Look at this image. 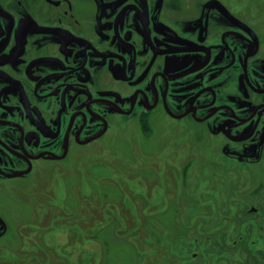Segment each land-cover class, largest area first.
<instances>
[{"label": "flooded vegetation", "instance_id": "af4514ba", "mask_svg": "<svg viewBox=\"0 0 264 264\" xmlns=\"http://www.w3.org/2000/svg\"><path fill=\"white\" fill-rule=\"evenodd\" d=\"M89 171L93 204L118 200L106 180L123 205L212 198L240 256L264 242V0H0V264H52ZM73 172L75 209L56 207Z\"/></svg>", "mask_w": 264, "mask_h": 264}, {"label": "trees", "instance_id": "16d2710c", "mask_svg": "<svg viewBox=\"0 0 264 264\" xmlns=\"http://www.w3.org/2000/svg\"><path fill=\"white\" fill-rule=\"evenodd\" d=\"M86 195L91 197L92 194L90 192L86 193ZM96 197L97 204H93L94 202L89 200L88 203L83 202L82 208H77L78 210L75 209L72 211L74 220L71 219L72 221L69 226L73 225L74 228H77H73V232H69V238L71 239L69 243L75 242L78 233H80L79 243L83 245L85 239L94 240L95 244H99V247L93 251H86V248L82 247L78 250L81 255L76 254L73 258L68 257V254L66 257L68 264H119L116 262V259L110 262L109 253L113 250L119 252L118 250L121 247L126 246H129V251H136L138 256L133 254L137 262L133 259H128V261H122L125 264H188L185 260L189 259L193 260L194 264H217V261L220 263L225 261L230 262V258L226 257V249L229 247H227L223 239L219 240L217 239V235L214 236L216 233L212 235L213 237H206V226L201 228L196 235L193 234L190 236L191 238L189 239L184 238L185 235H188L185 229L189 227L183 226V231L181 228L178 229V227H173V229L169 227V234L163 235L162 231L163 229H167V227H162L161 233L159 225L150 226L152 224L150 223L149 217H147L146 214L140 213L139 209L133 211L124 209L123 205L120 204L119 207L107 205L108 195L102 190ZM124 199L125 195H121L119 202L122 200L124 203ZM217 213L219 212L217 211ZM77 214L82 215L83 219L81 224L77 223ZM117 214L120 215L119 218H117ZM115 219L127 221L126 227H123L121 224L123 221L119 223ZM108 227H111V229L115 228V234L121 239L117 241L116 238H113V242H111L108 239L110 230L107 229ZM117 229L121 232H117ZM151 230L152 232H150ZM224 232L223 229L217 234L221 235ZM193 245L196 247L195 251L198 252L196 256H191L190 253V247ZM246 245V249L249 253L243 257L238 256L237 260L230 262L231 264L253 263L254 258H252L253 255H251L254 251L253 243L247 242ZM234 247L236 248L234 253H238L237 246ZM85 251L87 252V256L83 257L82 255ZM183 255H186V257ZM53 256L54 255H52L50 259L51 261H53V258H56L58 261L59 258H65ZM60 263L61 262L57 264Z\"/></svg>", "mask_w": 264, "mask_h": 264}, {"label": "rangeland", "instance_id": "374dc122", "mask_svg": "<svg viewBox=\"0 0 264 264\" xmlns=\"http://www.w3.org/2000/svg\"><path fill=\"white\" fill-rule=\"evenodd\" d=\"M127 159H128V161H130L129 158H127ZM139 159H142V158H136L137 161L135 160V162H139L138 161ZM144 159L145 158H143L142 161H144ZM154 160H155V158H153V161ZM215 164H217V163H215ZM101 167L104 168L103 165H101L100 168ZM105 169H106V166H105ZM94 170H97V168H94ZM88 173H89V175L87 177L84 175L85 195H86V193L92 192L91 186L93 185L94 180L96 179L94 176V173H96V172H94L92 174L89 171ZM144 173H145V176L148 180L145 177H143V178H145V179H143L144 180L143 184L144 185L147 184L148 181H150V180H152V181H150L149 183H151V182L153 183L155 180V174L152 173L150 171V169L149 170L147 169V171ZM199 180H201V181H199ZM197 181H199L197 185L200 188H199V192H198V190H196L195 193L198 192L199 194L203 195L204 191H206V193L208 194L207 197H210L209 195H211V197L215 196L216 191H214L215 188L213 187V185L206 184V185H209L208 186L209 188H212L211 193H208L209 190L205 188V182L202 181V179H198V178H197ZM88 184L91 185L90 188H89ZM58 185H59L58 188H60V190L57 191V195L53 194L54 197L52 199H48V198L47 199L50 201V203L56 204V207L61 208L64 205L63 203L65 202L66 204L70 205V207H72V209L73 208L75 209V206H76L75 193H77L78 186H79L77 173L73 172L72 174L67 176V178L60 179L58 181ZM153 185H154V183H153ZM102 186L103 187L105 186L106 188H108L107 189L108 192H110L115 199H118L117 201L120 200L121 194H118L119 190L114 189V187L111 186V183H108L106 180V182L103 183ZM149 190L143 189L142 193L137 194L133 199V201L135 203H131L132 202L131 197H133V195L130 194L129 197H128V195L126 196V198L128 199L127 201H129V202L125 203L124 205L120 202H117V203L112 202V206L110 204H107V205H110L111 207H119V204H120V205H123L126 207L129 206V207H131L129 209H132V210H136L138 207L140 213L146 214V216L149 217L150 223L152 224L150 226L159 225L160 232L162 230V227H167V229H163V231H162L163 235L169 234V232H170L169 227H171L172 229H173V227H175V228L178 227V229L181 228L183 231V228H182V226H183V227H189V228L185 229V231H187L188 235L184 236V238L189 239V238H191L190 236H192L193 234L196 235L197 232L201 228H204V226H206V228H205L207 230L206 237L212 236L216 233L214 236L217 235V239L222 240V236H223L224 237L223 241L225 242V244H227V247H229L228 249H226V251H227L226 257L230 258V260H229L230 262L237 260V257L240 255H239V253H234L236 248L233 245L234 243L229 239L230 236H228V232H224L221 235L217 234L219 231L225 229L228 225H232V224L230 222H226L228 219L227 220L225 219V217H224L225 215L222 217V214H226V212H224V211L219 212L218 211L219 216L217 218H215L217 211H213V210H215L216 207L212 206L211 208L213 210H211V211L209 208H207V206L212 203V201H210V199H212V198H206V200L201 199V201L200 200L194 201V197H192L193 194L185 195L184 199H183V202L186 203L184 209L181 208V209L177 210V209H175L176 205L173 203L174 196L172 194H167V193L166 194L165 193L164 194L163 193L158 194V193H155L156 190L154 188L151 189L152 191L150 190L151 192ZM228 192H230V191H228ZM65 193L67 194L66 199H65ZM168 193H170V191ZM217 196L219 197L220 195H217ZM86 197L89 198L88 195ZM90 198L93 201V198L92 197H90ZM84 199H85V197H84ZM219 200L220 199H218V201ZM62 201H63V203H62ZM121 202H122V200H121ZM194 202L195 203L197 202L198 205L195 206ZM113 204L116 206H114ZM219 204L220 203H218V205ZM110 206H108V207H110ZM156 206H157V208H155ZM198 206L200 208L202 207L203 209L206 207L207 209L203 210V209L197 208ZM72 209L68 207V208H66V212H70ZM235 213H236V209H232L229 212L230 216L231 215L233 216ZM28 214H29V212L27 211L26 216H28ZM21 215H23V213H21ZM73 216H72V219H73ZM119 216L120 215L117 214V218H119ZM23 219H24V217H23ZM55 220H57L55 222H59V223L60 222H62V223L66 222L68 224L67 225H61L62 227H59V225H58V229H60V230L66 229V233L62 230V231H60V235H57V233H56L53 236H51L50 241H47V244H48V242H50V246H48L49 249H47V250L57 251L58 256L63 257V258L65 257L64 259L59 258V261L56 258H53L52 264H57L59 262H61L60 264H68L66 261V257L68 256V254H69L68 257H70V258H73L76 254L81 255L80 251H78L79 248H81V247H85L86 251H93L99 247L98 246L99 244L98 245L95 244L94 240L85 239L83 242V245H82V243H79L78 240H79V237L81 235L80 233H78V237L76 238L75 242L68 243L67 242L68 237L66 234H69L70 231L73 232V228H74L73 225L69 226V224L72 220L68 216L61 217V220H58V219H55ZM115 220L119 223L121 221H123L121 224L123 225V227H126L127 221H125L123 219H115ZM115 224H117V223H115ZM232 226H233V230L229 233V235L232 234L233 236L236 237L240 231L238 224H235ZM197 227H198V229H197ZM76 228L77 227H75L74 229H76ZM58 229H56V230L58 231ZM107 229H110L108 239L111 242H113V238H116L117 241L119 239H121L120 237H118L115 234V228L111 229V227H108ZM188 229H189V232H188ZM117 232H121V231H118V229H117ZM150 232H152V230ZM63 234H65V235H63ZM54 239H56V242ZM250 242L253 243V246L255 245L254 248L264 252V242L257 240L256 236H253L251 238ZM28 243H29V241H26V243L24 245L27 246ZM61 246L65 247L64 251H62L63 247H62V249H60ZM128 247L127 246L121 247L118 250L119 252H115L114 250L112 252L110 251V253H109L110 262H113L115 259H116V262H118L119 264H125L122 261H128V259H130V260L133 259V260H135V262H137V260L134 259L135 257L133 256V254L138 256V253L136 251L135 252L129 251ZM190 249H191V251H190L191 256H196L198 253L195 251L196 247L193 245L190 247ZM20 251H23V248H20ZM86 251L83 252V255H82L83 257L87 256ZM184 257H186V255ZM185 261L188 264H194L193 260L189 259V260H185ZM230 262L225 261V262L220 263L219 261H217V264H231Z\"/></svg>", "mask_w": 264, "mask_h": 264}]
</instances>
